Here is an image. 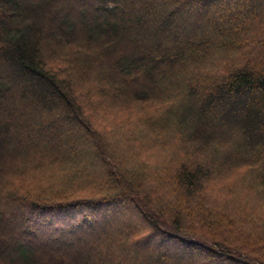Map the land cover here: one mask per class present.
<instances>
[{
    "label": "trees",
    "instance_id": "trees-1",
    "mask_svg": "<svg viewBox=\"0 0 264 264\" xmlns=\"http://www.w3.org/2000/svg\"><path fill=\"white\" fill-rule=\"evenodd\" d=\"M0 264H264V0H0Z\"/></svg>",
    "mask_w": 264,
    "mask_h": 264
}]
</instances>
